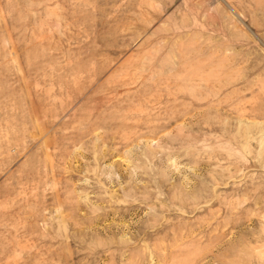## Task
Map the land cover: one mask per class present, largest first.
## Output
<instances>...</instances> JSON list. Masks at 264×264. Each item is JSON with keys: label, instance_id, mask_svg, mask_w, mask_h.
<instances>
[{"label": "rangeland", "instance_id": "rangeland-1", "mask_svg": "<svg viewBox=\"0 0 264 264\" xmlns=\"http://www.w3.org/2000/svg\"><path fill=\"white\" fill-rule=\"evenodd\" d=\"M0 264H264V0H0Z\"/></svg>", "mask_w": 264, "mask_h": 264}]
</instances>
